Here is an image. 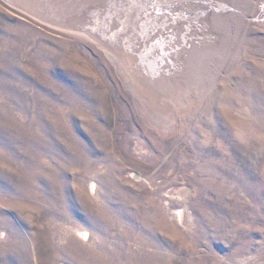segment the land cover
<instances>
[{"label": "rangeland", "instance_id": "obj_1", "mask_svg": "<svg viewBox=\"0 0 264 264\" xmlns=\"http://www.w3.org/2000/svg\"><path fill=\"white\" fill-rule=\"evenodd\" d=\"M128 1L0 0V264H264V0Z\"/></svg>", "mask_w": 264, "mask_h": 264}, {"label": "bare ground", "instance_id": "obj_2", "mask_svg": "<svg viewBox=\"0 0 264 264\" xmlns=\"http://www.w3.org/2000/svg\"><path fill=\"white\" fill-rule=\"evenodd\" d=\"M190 1V0H189ZM146 2V1H145ZM191 2L192 3H194V5H196V4H200V5H205L206 3H204V2H202V1H199V0H191ZM126 4H130L129 3V1L127 0V3ZM132 5H133V12H134V14H136V15H138V14H140V13H142L141 11H144V12H146L147 10H145V9H147V5H148V3L146 2V3H143L142 2V0H132ZM162 5V4H161ZM191 6V5H190ZM130 5H126L125 6V8L127 9V11H129L130 10ZM148 11H150V10H148ZM143 12V13H144ZM158 13V12H157ZM160 13H163L162 11L161 12H159V14ZM193 14V13H192ZM163 15V14H162ZM135 18V17H134ZM178 18V17H177ZM169 19V18H168ZM144 20H145V18H144ZM120 21H122L123 22V27L121 26V25H118V29L121 31L122 29L123 30H127V32L129 31V34H127L126 35V37H125V42L127 43V45H125V49L128 47L130 50H136L134 53H137V56H139V54H142V53H144V51L143 50H137L134 46L136 45V47L137 48H139L141 45H143L142 43H143V40L144 39H146V38H148V36L146 35V33H145V29H142V28H140V30H142V34H140L141 35V37L138 39V41L136 42V41H134V39H135V35H133V34H135L136 32H131L132 30H131V28L130 27H132V21H134V19L133 20H131V19H129L128 20V18L126 17V18H124V19H122V17L118 20V22H120ZM138 22V21H137ZM136 22V23H137ZM159 22V21H158ZM166 22V21H165ZM152 23V22H151ZM126 24H127V26H126ZM140 25V24H139ZM170 26V25H169ZM129 27V28H128ZM136 27V26H135ZM122 30V31H123ZM146 35V36H145ZM124 38V37H123ZM149 39H151V38H149ZM148 39V46L150 45V43H151V40H149ZM146 41H147V39H146ZM150 42V43H149ZM146 43V44H147ZM132 47H134V48H132ZM147 48V47H146ZM145 48V49H146ZM129 49H127V50H129ZM150 50V49H149ZM149 50L147 49L145 52L148 54L149 53V55H150V52H151V50H150V52H149ZM124 51V50H123ZM156 52V51H155ZM154 51H153V55H155L154 53H155ZM157 54V53H156ZM156 56V55H155ZM127 58V57H126ZM154 58H158V57H154ZM159 61V60H158ZM151 63V64H150ZM150 63H148L147 62V67H145V69H143V71L145 70L146 71V73H151V72H153V70H154V67H157L156 66V64H155V61H154V63H152V62H150ZM141 69V68H140ZM142 71V69H141V72H143ZM145 71H144V73H145Z\"/></svg>", "mask_w": 264, "mask_h": 264}]
</instances>
